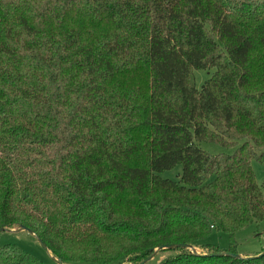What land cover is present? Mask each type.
<instances>
[{"label":"trees","instance_id":"16d2710c","mask_svg":"<svg viewBox=\"0 0 264 264\" xmlns=\"http://www.w3.org/2000/svg\"><path fill=\"white\" fill-rule=\"evenodd\" d=\"M194 70L215 72L198 90ZM252 160L264 0H0V228L62 264H138L264 224ZM201 245L160 264H264ZM0 264L45 263L7 244Z\"/></svg>","mask_w":264,"mask_h":264},{"label":"rangeland","instance_id":"374dc122","mask_svg":"<svg viewBox=\"0 0 264 264\" xmlns=\"http://www.w3.org/2000/svg\"><path fill=\"white\" fill-rule=\"evenodd\" d=\"M214 70H194L190 75V85L200 90L205 81L208 80L214 73ZM239 145L242 143L238 142ZM198 147L208 154H231L235 148H225L219 145L209 143H198ZM251 167L255 176L257 185L260 187L264 201V164L258 163L256 160L251 161ZM181 174V166L175 167L173 170L166 171L161 174V177L177 180ZM233 238V239H232ZM218 231H212L208 237L200 241L193 249L196 253H201L204 250L202 245H211L218 248L220 251H226L231 240L235 243L236 253L242 258L253 257L264 250V224H253L239 232L233 237ZM12 244L21 248L25 252L39 259L45 264H55L52 256L42 247L36 237L27 231H4L0 233V246ZM175 251H164L156 253L146 264H160L169 256L175 255ZM73 264H94V263H73Z\"/></svg>","mask_w":264,"mask_h":264},{"label":"water","instance_id":"95a60500","mask_svg":"<svg viewBox=\"0 0 264 264\" xmlns=\"http://www.w3.org/2000/svg\"><path fill=\"white\" fill-rule=\"evenodd\" d=\"M16 231H27L24 227H20L18 229H15ZM4 231H13V230H7L4 228H0V233L4 232ZM31 233V232H29ZM40 244L42 245V247H44V249L46 250L45 245L40 242ZM177 248H182V249H189L192 252L195 253V250L193 249L192 246L188 245V244H177V245H168L162 248H157L153 251V254L149 257H147L146 259H144L142 262L138 263V264H146L148 261H150L152 259V257L160 250V249H177ZM47 251V250H46ZM264 254V253H263ZM216 256H227V257H233V258H239L240 256L237 254H233V253H229V252H224L221 254H216ZM53 258V257H52ZM53 260L56 262V264H62V262L58 259L53 258Z\"/></svg>","mask_w":264,"mask_h":264}]
</instances>
